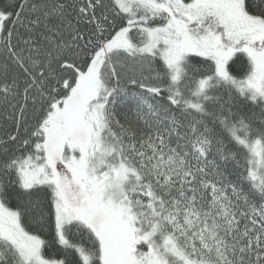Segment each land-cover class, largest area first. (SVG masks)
Here are the masks:
<instances>
[{
    "label": "snow or ice",
    "instance_id": "obj_1",
    "mask_svg": "<svg viewBox=\"0 0 264 264\" xmlns=\"http://www.w3.org/2000/svg\"><path fill=\"white\" fill-rule=\"evenodd\" d=\"M0 264H264V0H0Z\"/></svg>",
    "mask_w": 264,
    "mask_h": 264
}]
</instances>
